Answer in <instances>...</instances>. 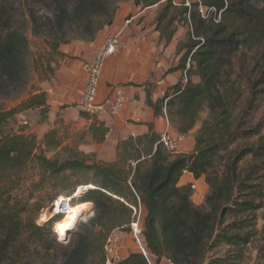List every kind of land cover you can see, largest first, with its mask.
I'll use <instances>...</instances> for the list:
<instances>
[{
    "label": "trees",
    "instance_id": "16d2710c",
    "mask_svg": "<svg viewBox=\"0 0 264 264\" xmlns=\"http://www.w3.org/2000/svg\"><path fill=\"white\" fill-rule=\"evenodd\" d=\"M77 2L76 14L85 7L107 11L106 2L98 1V6ZM142 5L159 6L154 32L166 45L179 28L186 30L175 48L177 66L170 70L181 72V79L155 103L149 99L147 103L154 116L165 115L178 134L188 135L197 128L193 151L170 157L161 147L154 148L159 134L152 126L147 134L119 144L112 163L97 161L93 154L64 142L56 129L41 140L24 132L4 136L0 139V264H105L108 237L116 231L129 233L138 213L146 256L133 252L116 264L162 260L244 264L253 245V264H264V221L258 230L255 217L264 209V138L259 127L248 128L236 115L244 91L233 78L238 55L264 50V0H144ZM63 16L61 12L57 25ZM23 43L15 33L0 35V74L9 80L19 76ZM257 75L248 87L252 97L264 94V65ZM47 107L44 93L31 95L18 108L0 113V124L8 123L16 109L41 114ZM203 113L206 117L200 122ZM80 116L92 119L82 112ZM45 121L41 117L39 124ZM92 121L107 133L102 122ZM253 137L261 143L234 148ZM248 158L250 163L241 167ZM29 169L38 173L37 182L30 185L32 192L44 191L49 206L33 200L32 193L22 198ZM184 173L208 187V209L195 207L181 184ZM73 179H82L83 184H72ZM82 186L93 187L80 197V203L93 205L89 222L77 224L63 241L53 232L52 220L44 226L35 224L40 211L48 207L52 211L60 198L51 191L64 189L71 192L64 198H70ZM61 218L54 216L52 224ZM219 248H226L222 256H210Z\"/></svg>",
    "mask_w": 264,
    "mask_h": 264
},
{
    "label": "rangeland",
    "instance_id": "374dc122",
    "mask_svg": "<svg viewBox=\"0 0 264 264\" xmlns=\"http://www.w3.org/2000/svg\"><path fill=\"white\" fill-rule=\"evenodd\" d=\"M83 1L85 4L95 3L97 6L100 4L99 2H106L108 4L107 11L103 13L100 10L85 7L79 14H76L74 12L78 7L77 0H0V35L7 36L10 33H15L25 42L20 48L19 76L9 80L0 74V113L18 108L29 96L38 93L46 95L48 106L46 111H41V114L37 111L20 113L19 109H16V114L9 119L8 123L0 124V139L6 135L24 132L33 134L38 140H41L47 131L56 129L64 142L79 150L81 143L87 144L84 142L85 134L82 135L83 122L78 120L77 116V113L81 112L77 106L78 99L85 85V76L81 67L84 62L92 60L107 36H119L118 57H123V60L136 59V52L141 53L140 59L146 60L143 57L147 55L146 49L152 48L156 67L162 59L168 62L173 61V63L178 62L179 58L175 55V48L177 43L184 39L186 30L179 28L175 38L167 45L165 41L159 39L158 34L154 32L155 17L159 6L143 8L144 0ZM138 1L140 5L136 6ZM61 12L64 16L57 25V18ZM32 18L35 19V23ZM109 21H111L110 25ZM123 45L133 48L135 54L131 55L127 51L123 55ZM139 50H145V52ZM260 65L262 67L264 65V50L238 55L235 60L233 78L244 91V97L236 115L242 116L241 119L248 128L259 127L260 137L264 138V94L252 97L250 89H248L250 80L256 81ZM259 89L263 90L262 87ZM251 99H253L252 102H250ZM41 117H45L46 120L43 124H39ZM205 117L206 113L201 114L200 122ZM196 131L197 128L194 132L186 135L187 139L181 144L178 152H165L170 157L190 154L193 151V138ZM260 143L259 137H253L247 141L238 142L234 148L241 150L257 146ZM85 149L89 150L90 148L86 147ZM249 163L250 159L248 158L241 164V167ZM37 174L36 170H27L26 176H24L27 183L22 189L24 193L21 196L26 199L32 193L33 200H40L43 205L49 206L47 203L49 197L44 194V191L32 192L33 190L30 188L32 183L37 182ZM77 181L79 184H83L82 179H73L71 183ZM181 184L187 193H191V200L195 207L208 209L206 197L209 191L202 180L194 181L193 178L183 175ZM191 184H194L195 190L191 189ZM88 188L92 189L93 187L88 186ZM51 192L52 196L59 193L62 198L71 194L61 188ZM69 199L70 207L80 203V197L74 198L73 194ZM90 209V214H86L78 224H86L90 221L94 215L93 205ZM51 214H53V210L49 211V207L44 208L35 218V224L44 226L46 222H42V218ZM65 217L64 214L58 221L64 223ZM255 217L257 229L260 230L264 221V209L256 212ZM52 218L50 225H53V221L56 220ZM135 222H138L141 230L142 221H139L138 216H136ZM129 229V233L114 232L119 237L118 252L121 258H125L133 252L141 253L132 227L130 226ZM56 235L58 240L63 241L62 237L65 236L58 233ZM225 251L226 248H219L210 256H222ZM255 256L253 245L248 249L244 264H253ZM160 264H169V262L162 260Z\"/></svg>",
    "mask_w": 264,
    "mask_h": 264
},
{
    "label": "crops",
    "instance_id": "0c3cea01",
    "mask_svg": "<svg viewBox=\"0 0 264 264\" xmlns=\"http://www.w3.org/2000/svg\"><path fill=\"white\" fill-rule=\"evenodd\" d=\"M122 50L123 55L127 51L131 55L135 54L133 48L125 45ZM139 51L145 52V50ZM153 51L152 48L146 49L147 55L143 56L146 60L140 59L141 53L136 52L137 57L134 60H123V57L119 58L116 54L106 62L99 84L97 101H103L112 87H121L126 93L124 106L113 118L104 116L96 120L103 123L104 128L108 129L107 133H104L103 129H98V125H94L92 119L81 117L80 111L77 113L78 120L83 122L82 135L85 134L84 142L87 143L79 145L80 151L93 154L97 161L112 163L116 159L119 144L130 137L147 134L150 126L155 133L160 134L168 124L172 133L178 134L169 124L167 117L164 115L156 118L147 103L148 99L155 103L167 89L179 82L181 72L170 71L177 66L178 62L173 63V61L168 62L162 59L156 67ZM86 147L90 149L87 150ZM184 175L192 178L190 174Z\"/></svg>",
    "mask_w": 264,
    "mask_h": 264
},
{
    "label": "built area",
    "instance_id": "2783aa9c",
    "mask_svg": "<svg viewBox=\"0 0 264 264\" xmlns=\"http://www.w3.org/2000/svg\"><path fill=\"white\" fill-rule=\"evenodd\" d=\"M119 50V36H107L104 39L100 48L96 51L92 60L86 61L82 64L81 70L85 76V85L79 96L77 106L80 108L82 113L92 119L97 120L104 116L114 117L121 111L124 106L126 93L121 87H112L109 90L107 97L103 101H97L99 84L105 64L110 58L118 54ZM188 66L189 65L187 64V67ZM185 138V135L172 133L169 128V125L167 124L164 130L159 134V139L155 144L154 148L159 146L169 153H176L180 150L181 144L184 142ZM190 187L192 190L196 189L194 184H191ZM88 190L89 189L87 186L79 187L75 191V193H73V197L77 195L78 192V197H81ZM58 200L59 198L52 205L53 212L56 210V208H58L59 211L56 215L63 216L66 212L68 203H70V199L64 198L59 204H57ZM131 227L134 234V238L139 246L141 253L146 256V252L142 247L139 238L140 228L138 222L131 224ZM118 244L119 237L115 233L111 234L108 237L104 247V253L106 256L105 264H116L121 259V256L118 252Z\"/></svg>",
    "mask_w": 264,
    "mask_h": 264
},
{
    "label": "bare ground",
    "instance_id": "6f19581e",
    "mask_svg": "<svg viewBox=\"0 0 264 264\" xmlns=\"http://www.w3.org/2000/svg\"><path fill=\"white\" fill-rule=\"evenodd\" d=\"M78 195H79V192L77 193V195L74 196V198H77ZM63 199L64 198L60 197L57 204H59ZM90 207H91L90 203H78L74 207H70V203H68V206L65 212V215H66L65 222L64 223L59 222V221L55 222L53 224V231L62 236H68L75 229L78 222L82 220V218H84L86 214L88 213L90 214L91 212ZM58 211L59 209L56 208L53 214L46 216V217L44 216L42 218V222H48L52 217H54V215L58 213Z\"/></svg>",
    "mask_w": 264,
    "mask_h": 264
}]
</instances>
